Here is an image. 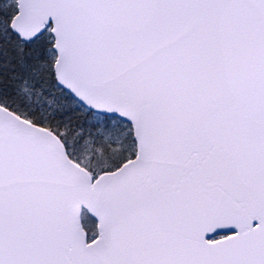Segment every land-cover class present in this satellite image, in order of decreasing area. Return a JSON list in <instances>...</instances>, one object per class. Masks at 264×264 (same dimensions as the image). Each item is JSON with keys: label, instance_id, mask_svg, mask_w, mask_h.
<instances>
[{"label": "snow or ice", "instance_id": "obj_1", "mask_svg": "<svg viewBox=\"0 0 264 264\" xmlns=\"http://www.w3.org/2000/svg\"><path fill=\"white\" fill-rule=\"evenodd\" d=\"M0 264H264V0H0Z\"/></svg>", "mask_w": 264, "mask_h": 264}]
</instances>
